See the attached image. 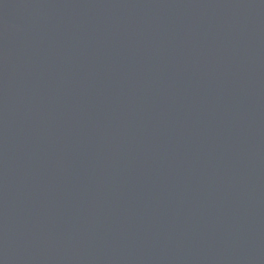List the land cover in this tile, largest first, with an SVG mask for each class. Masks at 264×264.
<instances>
[{"label": "water", "instance_id": "obj_1", "mask_svg": "<svg viewBox=\"0 0 264 264\" xmlns=\"http://www.w3.org/2000/svg\"><path fill=\"white\" fill-rule=\"evenodd\" d=\"M0 264H264V0H0Z\"/></svg>", "mask_w": 264, "mask_h": 264}]
</instances>
